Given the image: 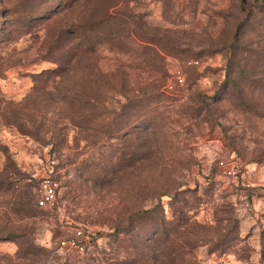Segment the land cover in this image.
I'll use <instances>...</instances> for the list:
<instances>
[{"label":"rangeland","instance_id":"1","mask_svg":"<svg viewBox=\"0 0 264 264\" xmlns=\"http://www.w3.org/2000/svg\"><path fill=\"white\" fill-rule=\"evenodd\" d=\"M0 264H264V0H0Z\"/></svg>","mask_w":264,"mask_h":264},{"label":"built area","instance_id":"2","mask_svg":"<svg viewBox=\"0 0 264 264\" xmlns=\"http://www.w3.org/2000/svg\"><path fill=\"white\" fill-rule=\"evenodd\" d=\"M192 63V62H191ZM185 81L184 70L181 66H176L173 71V81L168 88L173 89L175 84H183ZM240 164L235 161L231 166L224 169L227 177H236ZM38 197L37 203L41 208L54 212L58 206V190L60 183L54 176L45 175L38 178ZM72 235L65 234L58 240L59 247L66 252L85 253L93 244V238L86 228L78 225L72 228Z\"/></svg>","mask_w":264,"mask_h":264},{"label":"trees","instance_id":"3","mask_svg":"<svg viewBox=\"0 0 264 264\" xmlns=\"http://www.w3.org/2000/svg\"><path fill=\"white\" fill-rule=\"evenodd\" d=\"M34 180L36 181V184H37V190H38V183H39L38 178H35ZM38 192H39V191H37V194H36V197H35V204H36L37 207L41 208L40 206H38V203H37ZM41 209H45V208H41ZM45 210H46V209H45ZM46 211H47V210H46ZM180 211H181V209H180ZM69 232H70L71 234H67V235H72V232H71V231H69Z\"/></svg>","mask_w":264,"mask_h":264}]
</instances>
